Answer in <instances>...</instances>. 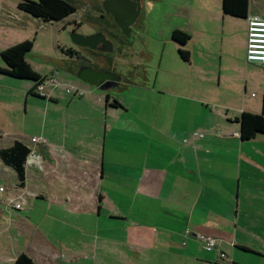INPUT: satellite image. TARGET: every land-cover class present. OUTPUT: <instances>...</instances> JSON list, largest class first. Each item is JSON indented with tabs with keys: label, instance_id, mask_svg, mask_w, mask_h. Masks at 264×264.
I'll use <instances>...</instances> for the list:
<instances>
[{
	"label": "crops",
	"instance_id": "1",
	"mask_svg": "<svg viewBox=\"0 0 264 264\" xmlns=\"http://www.w3.org/2000/svg\"><path fill=\"white\" fill-rule=\"evenodd\" d=\"M210 8L207 18L194 16L190 25L175 28L189 34L181 86L164 78L167 84L155 87L151 83L156 79L140 74V84L154 103L146 107L148 115L143 107L132 111L131 104H125L127 97L111 95L127 92L132 99L129 89L136 82L135 72L126 73V67L113 61L120 85L99 89L75 76L80 61L73 59V47L64 66L76 79L71 81L72 93L67 90L71 94L67 103L61 105L62 89L48 88L46 94L43 85L55 112L66 115L70 110L74 117L88 121L63 117L75 134L69 136L71 149L65 150L69 155L65 172L55 165L57 154L52 160L39 144L25 143L41 150L49 174L55 173L53 196L40 170L25 166L23 186L15 174L6 183L4 201L8 206L13 199L27 208L48 196L59 206L61 201L70 202L67 207L76 215L64 216L65 223L81 239V256L74 253L75 260L88 264L98 251L108 253L99 244L93 256L87 253L85 229L96 214L95 225L99 227L103 216V231L113 232L110 236L98 229L96 237L108 240L109 248L114 243L113 247L129 253L132 258L121 259L125 264H264V134L242 140L234 121L243 111L264 114V62L245 59L247 18L225 15L221 0H214ZM251 15L264 18V0H249L247 17ZM142 48L140 54L148 56ZM96 63L105 65L102 56ZM129 114L137 121L126 117ZM84 139L94 140L92 149L83 146ZM58 213L54 210L46 216L58 220ZM32 230H27L26 250L35 264H64L63 255L77 248L72 243L63 247L60 237L53 240ZM203 235L215 237L219 251H206Z\"/></svg>",
	"mask_w": 264,
	"mask_h": 264
},
{
	"label": "rangeland",
	"instance_id": "2",
	"mask_svg": "<svg viewBox=\"0 0 264 264\" xmlns=\"http://www.w3.org/2000/svg\"><path fill=\"white\" fill-rule=\"evenodd\" d=\"M19 1L0 0V51L23 40H31L33 46L26 54V60L36 72L44 77L43 85L47 88L45 93L48 94V88L59 87L63 92L61 105L62 103L66 104L71 95L67 90L72 93L71 81L75 79L64 70V66L71 58L67 50L78 46L72 42L71 34L73 32L82 34L92 30V20L95 15L93 0H72L75 12L65 19L52 22H44L19 10L17 8ZM213 3L214 0H143L140 24L133 29L131 36L134 47L141 48L143 46L142 50H145L148 56L144 57L140 51L137 53L135 51L132 59H118V65L127 68L126 73H136V82L129 89L131 90L129 96L132 99L128 98L127 92H111V95H116L120 99L127 97L125 104L130 103L132 111L143 107L146 112V107L154 103L150 102L144 85L140 84L141 77H143L140 74L147 73V77L152 76V79H156L151 83L155 87L160 88L163 83H171L170 81L174 82L175 86H181L180 75L186 70L185 63L178 52L180 45L171 39L170 33L177 27L190 25L191 17L207 18L208 8L211 6L210 9H212ZM0 67H5L1 57ZM56 70L58 73H55ZM164 78L169 81L166 82ZM33 83L27 79L0 74V147L10 145L14 139H19L29 146L39 144V148L41 147V150L49 154L52 160H55L57 154L58 161L55 162V165L57 166L58 163L59 172H65V167L69 164V155L66 156L65 150L72 147L69 145L71 139L69 136H75L67 127L68 119L80 123H86L88 120L86 117L81 119L74 117L70 110L66 115H63V112H55L56 108L49 102L48 96L41 98L27 93ZM76 98L81 97L76 96ZM112 98L111 101H114ZM141 114L144 116V113ZM130 115L126 117L134 119ZM63 117H68L65 123ZM128 122L131 123V121ZM93 141V139H84L83 146L92 149ZM29 149H32L33 157L28 158L26 166L40 170L44 175L46 188L52 189L48 192L53 196L56 193L53 190L55 188L57 190V187L52 186L55 173L49 174L45 167L46 159L41 150L38 152L35 148ZM38 159L39 165H37ZM14 176L15 172L5 168L0 161V204H2L0 207L3 210L2 213L0 212V264H12V258L19 252L29 254L26 245L29 241L27 230L30 227H33L30 232L38 229L42 233H47L46 235L53 240L56 236L60 237L63 247L69 246L70 243L77 247L63 255L64 264H87L73 258L74 253L81 256V239L79 232L75 236L72 227L65 223L64 216L76 215L70 213L71 210L67 207L70 202L61 201L59 204L62 206H59L53 197L49 198L48 196L46 200L37 201V204L32 208L24 207V204L16 203L13 199L7 203V206L4 201L7 198L6 183L10 184ZM61 189L63 188H59V190ZM59 198V192H57L55 199ZM54 210L59 212L58 220L46 216ZM95 216L96 214L90 216L88 229H85L89 234L87 253L90 257L93 256L99 244L105 245L109 254L98 251L96 259L89 258L88 264H118L122 260L132 258L122 248L113 247L114 243H111L109 248L108 240L96 237V230L99 229L100 233L105 232L101 224L105 218L99 217L100 224L97 227ZM73 217L80 221V217ZM71 223L73 227L77 224L76 222ZM105 233L113 236V232ZM76 238L77 241H75ZM121 264H125V262L122 261Z\"/></svg>",
	"mask_w": 264,
	"mask_h": 264
},
{
	"label": "trees",
	"instance_id": "3",
	"mask_svg": "<svg viewBox=\"0 0 264 264\" xmlns=\"http://www.w3.org/2000/svg\"><path fill=\"white\" fill-rule=\"evenodd\" d=\"M248 4L249 0H221V9L225 15L247 18ZM17 8L44 22L62 20L75 12L72 0H20ZM170 36L180 45L178 52L182 60L188 61L189 52L183 47L189 39V34L180 29H174ZM32 46L31 40H23L1 50L0 57L5 67H0V74L33 81L27 93L44 98L45 96L35 91L36 85L43 82L44 77L36 72L26 60V54ZM67 53L72 54V51L68 49ZM234 121L239 123V137L242 140L253 138L256 134H264L263 113L243 111ZM29 151V147L19 140H14L8 146L0 147V161L15 172L19 186H23L24 183L25 161ZM12 264H35V262L28 254L21 252L14 258ZM232 264L237 263L232 262Z\"/></svg>",
	"mask_w": 264,
	"mask_h": 264
},
{
	"label": "flooded vegetation",
	"instance_id": "4",
	"mask_svg": "<svg viewBox=\"0 0 264 264\" xmlns=\"http://www.w3.org/2000/svg\"><path fill=\"white\" fill-rule=\"evenodd\" d=\"M104 1L107 5L105 7H103ZM92 5L95 8V15L92 20L93 28L91 31L83 34L95 33V37L98 39V42H89V44L94 45L95 49L87 46H77V48H75L76 51H74L76 54L74 58L80 61V66L91 64L95 68L113 72V63L117 61L118 56H128L129 60L134 57L133 53H135V51L136 53L139 51V47H134L131 33L133 29L140 24V17L143 13V0H93ZM107 9L117 14L121 23L132 21L128 36L121 31L118 24L114 21L111 13L107 12ZM123 25L124 24H122V26ZM101 34H103L107 40L112 42V50L110 52L102 51L104 49H108L109 46L101 43L100 39L103 38ZM101 56L105 61V65L100 67L97 65L96 59ZM112 59L114 62H112ZM110 83L115 86L120 85L113 82Z\"/></svg>",
	"mask_w": 264,
	"mask_h": 264
},
{
	"label": "water",
	"instance_id": "5",
	"mask_svg": "<svg viewBox=\"0 0 264 264\" xmlns=\"http://www.w3.org/2000/svg\"><path fill=\"white\" fill-rule=\"evenodd\" d=\"M107 6L106 2H103V7ZM106 9V8H105ZM107 12L111 13V15L113 16L114 21L118 24V26L120 27L121 31L124 32V34L126 36L129 35L130 32V25L132 23V21L126 22V23H121L119 20V16L117 14H115L113 11L107 9ZM122 24H124L122 26ZM95 33L92 34H80V33H76L73 32L71 34V38H72V42L78 46H82V47H90L92 49H95L94 45L89 44V42H93L96 43L98 42V39H96L95 37ZM102 35V39H100L101 43L107 44L109 46L108 49H104L102 51L105 52H110L112 50V42L107 40L103 34ZM99 41V42H100ZM101 50V49H100ZM118 59L121 60H125L128 59V56H118L117 58V62ZM114 60L112 59V62ZM75 76L80 79L81 81L93 85L95 87H98L99 89H107L108 85H110V82H113L115 84H119L120 82V75H118L115 72H108L104 69H98L93 67L91 64H85L82 65L80 67H78V69L75 72ZM107 83V84H106Z\"/></svg>",
	"mask_w": 264,
	"mask_h": 264
},
{
	"label": "built area",
	"instance_id": "6",
	"mask_svg": "<svg viewBox=\"0 0 264 264\" xmlns=\"http://www.w3.org/2000/svg\"><path fill=\"white\" fill-rule=\"evenodd\" d=\"M247 37H246V53L245 59L252 63H263L264 62V18L251 15L247 17ZM44 82V81H43ZM43 82L36 85L35 91L41 95L45 96L43 92ZM194 136H202V133L194 132ZM32 149H30L25 163L28 164V158H32ZM40 159V157H39ZM38 159L37 165L40 164ZM25 164V165H26ZM201 243L206 251L217 250L218 240L213 236H201ZM220 257H224V253L219 252Z\"/></svg>",
	"mask_w": 264,
	"mask_h": 264
}]
</instances>
